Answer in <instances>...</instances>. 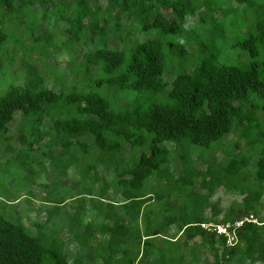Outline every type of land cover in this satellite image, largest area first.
<instances>
[{
    "label": "trees",
    "instance_id": "1",
    "mask_svg": "<svg viewBox=\"0 0 264 264\" xmlns=\"http://www.w3.org/2000/svg\"><path fill=\"white\" fill-rule=\"evenodd\" d=\"M7 66L0 136L17 117L3 139L40 150L46 218L33 232L0 201V264H264V0H0ZM54 172L93 206L69 222L89 256L52 238ZM249 213L230 249L198 225Z\"/></svg>",
    "mask_w": 264,
    "mask_h": 264
},
{
    "label": "rangeland",
    "instance_id": "2",
    "mask_svg": "<svg viewBox=\"0 0 264 264\" xmlns=\"http://www.w3.org/2000/svg\"><path fill=\"white\" fill-rule=\"evenodd\" d=\"M113 46H120L119 43H113ZM2 69L0 72V92H2L9 84L10 81L14 79V74L7 69ZM166 79L171 81L173 76L171 73L165 75ZM17 118V117H16ZM10 124V130L7 135L11 134L16 130L17 119ZM14 135V134H13ZM4 137L0 136V201H13L19 197L18 201L15 202V206L12 209V214L15 218L21 219L22 222L29 227L33 232L35 229L31 225L32 221L45 220V214L43 211L39 210V200L42 194V190L39 188L40 181H44L40 177V173L37 172L39 166L37 165L38 153L40 150L30 149L26 145H18L19 140L16 137H10L9 139H3ZM236 136L228 135L225 137V141H234ZM29 166V167H28ZM57 172H54L53 179H56V182L59 183V186L54 189L52 197L54 198H69L61 206H59V212H56V217H53L52 228L56 231V234L52 238H58L64 242V252L68 254L70 259L75 254L81 253L88 248L95 247V240L90 241L85 246H81L76 242L75 233L79 228V223L72 225L73 228H70V214L74 213V217H77L76 211L83 207L84 210L88 213H91L93 206L88 204L89 200L82 198V185L77 188L78 179L75 178L74 188L71 192L69 189V180L71 176L60 177L56 175ZM56 176V177H55ZM62 182H61V180ZM34 180V182H33ZM35 194L37 200L32 202L33 210L29 209L27 204L24 201L26 196H29L28 193ZM74 196L75 199H70ZM241 197L233 193H225L219 191L214 197L215 200H220V207L226 209L232 201L240 200ZM86 207V208H85ZM104 208L101 205V208ZM80 216L81 224L84 225L85 222L90 218V215L87 213L86 216ZM55 214V213H54ZM261 216L264 215V199L262 203V210L259 213ZM72 218V216H71ZM95 228L94 226L91 227ZM53 233V232H52ZM89 256V255H86ZM204 260V259H203ZM202 260V261H203ZM210 260V258H208Z\"/></svg>",
    "mask_w": 264,
    "mask_h": 264
},
{
    "label": "built area",
    "instance_id": "3",
    "mask_svg": "<svg viewBox=\"0 0 264 264\" xmlns=\"http://www.w3.org/2000/svg\"><path fill=\"white\" fill-rule=\"evenodd\" d=\"M247 223L257 224L258 218L255 214L249 213L233 221H208L201 222L198 225L201 230L206 231L207 233L221 236L224 239V246L230 249L237 243V233L239 229Z\"/></svg>",
    "mask_w": 264,
    "mask_h": 264
},
{
    "label": "crops",
    "instance_id": "4",
    "mask_svg": "<svg viewBox=\"0 0 264 264\" xmlns=\"http://www.w3.org/2000/svg\"><path fill=\"white\" fill-rule=\"evenodd\" d=\"M110 192H111V191H110ZM110 196H111V194H110ZM120 198H121V197L118 196V197H116L114 200L117 201V203H119V202L121 201ZM108 199H109V197H108ZM117 207H118V206H117ZM206 214H207V215L209 214V210L206 211ZM89 215H90V213H89ZM260 216H261V215H260ZM260 216H257V215H256V217L258 218V223H259V220H260ZM89 219H90V218H88V220H89ZM139 221H141L140 218L138 219V223H140ZM205 222H207V221H205ZM258 223H257V224H258ZM139 225L141 226V223H140ZM167 230H168V233H170V235L173 236L175 239H178V240H181V241H186V234H185L184 230H180V231H178L174 226H170V227H168ZM160 237L163 238V237H167V236H164L163 234H161ZM160 237L156 240V244H157L158 246H160V245L162 244V240H161ZM142 239H144V237H143ZM198 241H199V238H194V239H192V240H190V241H188V242H189V243H194V242H198ZM84 254H85V251H83V253H82L83 257L86 256V255H84ZM202 257H203V256H202ZM203 259H205V257L201 258V261H202ZM147 260H148V262L146 261L147 264H153V263H154V260H153L152 258H148ZM204 261H205V260H203L202 262H204ZM186 264H188V263H186Z\"/></svg>",
    "mask_w": 264,
    "mask_h": 264
}]
</instances>
